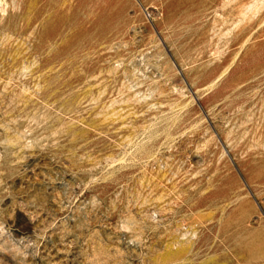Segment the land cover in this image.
Instances as JSON below:
<instances>
[{"label":"rangeland","instance_id":"1","mask_svg":"<svg viewBox=\"0 0 264 264\" xmlns=\"http://www.w3.org/2000/svg\"><path fill=\"white\" fill-rule=\"evenodd\" d=\"M0 264H264V0H0Z\"/></svg>","mask_w":264,"mask_h":264},{"label":"bare ground","instance_id":"2","mask_svg":"<svg viewBox=\"0 0 264 264\" xmlns=\"http://www.w3.org/2000/svg\"><path fill=\"white\" fill-rule=\"evenodd\" d=\"M233 9V8H232ZM234 12V11H233ZM6 81V80H5Z\"/></svg>","mask_w":264,"mask_h":264}]
</instances>
